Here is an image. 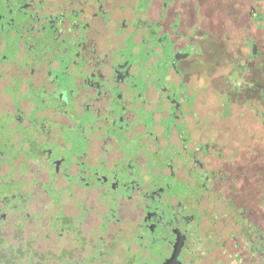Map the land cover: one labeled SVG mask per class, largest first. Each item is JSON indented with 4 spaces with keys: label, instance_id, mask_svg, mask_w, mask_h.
I'll return each instance as SVG.
<instances>
[{
    "label": "flooded vegetation",
    "instance_id": "af4514ba",
    "mask_svg": "<svg viewBox=\"0 0 264 264\" xmlns=\"http://www.w3.org/2000/svg\"><path fill=\"white\" fill-rule=\"evenodd\" d=\"M122 9L118 3L100 0H0V38L5 35L22 43L16 48L23 55L31 52L18 69L21 70L18 90H24L25 94L37 92L35 101L20 99L15 105L0 94V105L11 115V125L28 128L22 113L34 110L38 133L33 140L57 144L52 139L55 129H47L44 120L71 127L70 116L85 117L89 141L86 140L81 153L70 158L67 173L78 177L79 186H92L99 194L112 195L118 218L125 201L130 220L141 232L138 244L145 247L148 240L154 241L156 234H163L162 251L157 257L167 258L164 264H264V122H258L251 111L244 110L246 117L254 120L247 132L227 129L223 138L215 132L208 134L212 142L223 141V145L206 146L205 136L192 128L194 115L204 113L199 102L192 100L189 104L181 94L174 93L183 88L193 89L199 81L196 73L192 74L194 79L185 76L184 69L191 64L185 62L180 51L183 47L173 45L167 52L165 34L162 42L159 32L154 54L155 48L160 47L156 54H166L167 58L162 83L158 84L159 79L136 78L137 69L132 62L135 50L125 53L122 42L126 37L131 45L139 41L134 40L137 32L132 33L124 21L129 18L119 16ZM250 36L256 38L255 33ZM203 38L193 58L209 63L200 57L204 54L201 45L209 37ZM231 48L241 59L254 52L231 46L228 49ZM255 52L264 69V47H257ZM141 64L143 70L150 68L149 56ZM248 70L249 79L257 76L253 64H248ZM152 71L157 74V70ZM261 80L256 88L245 90L242 98L254 100L260 108L256 115L261 111L264 117V99H259L264 78ZM145 116L151 125L141 122ZM162 121L172 125L165 139L161 137L165 134ZM181 124L189 131L184 142L186 152L180 147L182 156L177 160L182 166L177 172L170 171L168 166L174 160L169 158L160 162L161 170L154 171V176L159 175V183L163 182L161 177H170L180 182L181 187L167 195L168 185H153L152 191L158 193L150 195L153 203L150 207L135 190L137 180L129 178V171L134 167L140 171L148 165L146 152L158 162L162 149L168 151L179 146L182 138L177 129ZM133 136L139 139L131 146ZM118 139L119 145L115 143ZM102 144L112 149L100 164L105 173L86 170L106 152ZM204 149L202 159L198 158ZM124 151L133 156H123ZM36 159L46 161L43 155ZM204 162L208 165L206 172L200 171ZM115 165L125 171L121 175L109 172ZM58 179L66 182L65 177ZM4 216L0 211V217Z\"/></svg>",
    "mask_w": 264,
    "mask_h": 264
},
{
    "label": "rangeland",
    "instance_id": "374dc122",
    "mask_svg": "<svg viewBox=\"0 0 264 264\" xmlns=\"http://www.w3.org/2000/svg\"><path fill=\"white\" fill-rule=\"evenodd\" d=\"M100 1L118 3L124 10L118 12L119 16L129 18L124 20L125 23L132 28V33L137 32L134 40L139 41L138 43L131 45L128 37L122 42L125 53L131 49L135 50L132 62L136 65V78L159 79L161 81H158V84L162 83L165 73L164 61L167 58L166 54L159 56L156 54L160 47L155 48L154 54L159 32L162 42L165 34L167 52L173 45L183 47L180 51L185 62L191 64L184 69L185 76L194 79L192 74L196 73L199 81L193 89L183 88L174 93L181 94L189 104L192 100L199 102L200 110L202 109L204 113L203 116L194 115L192 128L205 136L206 146L220 148L219 145H223V141L212 142L208 134L215 132L222 134L220 136L223 138V133L227 129L247 132L246 128L253 126L254 120L246 117L244 110L251 111V115L254 119L257 118L258 122H264L261 111L257 112L258 115L255 113L260 109L259 105L252 99L242 98L245 90L256 88L255 85H260L261 79L264 78L263 65L258 61L257 55L253 54L257 47H264V0ZM203 30L206 31L204 35ZM251 32L256 34V38L250 36ZM204 36L209 39L201 45L204 54L202 53L203 56L200 57L209 63H201L197 58H193L194 53L198 51V42L204 40ZM0 39V94L7 96L9 103L14 105L20 99L30 98L35 101L36 91L25 94L24 90L22 92L18 90L21 84L19 73L21 70L18 69L23 66L22 62L29 59L31 52L23 55L16 48L20 42L6 38L5 35ZM20 45L22 46V43ZM230 46L243 48L247 53L251 50L254 52L241 59L237 54H233L232 48L228 49ZM118 54L121 53L118 51ZM147 56L151 67L143 70L141 63ZM20 58H23V61H19ZM248 64H253L258 72L257 76L251 79L247 77ZM12 69L14 72L10 73ZM152 70H157V74L152 73ZM259 95L261 96L259 99H264V90ZM212 103L214 108L211 107ZM21 104L24 106V103ZM33 111L22 113L24 121L29 125L23 129L11 125V115L0 105V211L5 215L0 217V249L5 251L17 247L22 249V255L14 253L9 259L10 262L164 264L167 258L164 259L160 257L161 255L157 257L162 251L163 234H156L154 241L148 240L145 247L138 244L141 232L130 220L132 216L124 206L127 203L123 201L124 205L118 211V218L112 195L99 194V190L92 186H79L76 184L78 177L67 173V168L71 164L70 158L81 153L89 141V130L84 128L86 118L70 116L69 119L73 123L71 127L44 120L43 124L47 129H55L52 139H55L57 144L46 141L37 143L33 140L38 133ZM141 122L148 126L152 124L146 116ZM161 125L165 128V134L161 137L165 139L172 125L168 121H162ZM177 131L182 138L179 146L175 149L169 148L168 151L162 149L157 156L161 158L158 162H155L157 158L153 159L155 157L146 152V158L150 159L148 165L143 166L140 171L136 167L129 171L131 173L129 178L137 180L135 190L139 191L141 198L150 204V207L153 205L150 195L158 193L152 191L153 185H168L165 191L167 195L175 193V190L181 187V183L173 178L161 177L163 182L159 183V175L154 176V171L163 168L160 162H165L169 158L174 160V163L168 166L170 171L177 172V168L182 166L177 160L182 156L180 147L182 152H186L184 142L189 131L184 124H181ZM246 134L249 139V131ZM253 137L256 138L255 135ZM138 139V136H133L130 145L133 146ZM256 140L259 141L258 137ZM66 143L68 148L65 147ZM115 143L119 145L120 139ZM104 147L106 152L98 156L97 164L86 170L105 173L100 164L103 157L112 152V149L102 144V148ZM249 150L247 148V152ZM204 153L205 149L199 152L198 158L202 159ZM124 154L125 157L133 156L127 151H124L123 156ZM187 154L190 153L187 151ZM39 155H43L46 161L43 163L38 161L36 157ZM207 167L205 163V167L200 171L206 172ZM112 170L117 171L119 175L125 171L118 165L110 168L109 172ZM139 172H143L144 178ZM59 176L65 177L66 182L58 179ZM64 249L69 252L61 255ZM38 254H43L44 259ZM4 261L6 260L0 258V264Z\"/></svg>",
    "mask_w": 264,
    "mask_h": 264
},
{
    "label": "trees",
    "instance_id": "16d2710c",
    "mask_svg": "<svg viewBox=\"0 0 264 264\" xmlns=\"http://www.w3.org/2000/svg\"><path fill=\"white\" fill-rule=\"evenodd\" d=\"M66 252H69V251L68 250H65V249L62 250V254L61 255H63ZM14 253H17V254H21L22 255V249L20 247H17V248H15L13 250H10L9 249V250H6V251H5V249H0V258H3L4 260H6V261L1 262V263H3V264H12L9 259H10V257H13V254ZM10 254H12V255H10ZM38 256L39 257H42L44 255L43 254H38ZM42 259H44V257H42ZM143 264H148V263L144 262Z\"/></svg>",
    "mask_w": 264,
    "mask_h": 264
}]
</instances>
